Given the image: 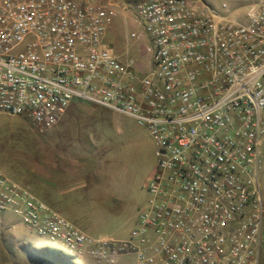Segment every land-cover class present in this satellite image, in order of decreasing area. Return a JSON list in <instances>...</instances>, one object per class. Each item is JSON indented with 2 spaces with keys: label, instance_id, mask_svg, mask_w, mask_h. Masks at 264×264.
Instances as JSON below:
<instances>
[{
  "label": "built area",
  "instance_id": "built-area-1",
  "mask_svg": "<svg viewBox=\"0 0 264 264\" xmlns=\"http://www.w3.org/2000/svg\"><path fill=\"white\" fill-rule=\"evenodd\" d=\"M112 3L0 0V112L43 130L75 99L150 133L156 166L126 239L92 238L0 172L5 214L70 256L113 264H259L264 208V0L243 20L204 0H144L124 55L104 42ZM148 40L137 71L129 43Z\"/></svg>",
  "mask_w": 264,
  "mask_h": 264
},
{
  "label": "rangeland",
  "instance_id": "rangeland-1",
  "mask_svg": "<svg viewBox=\"0 0 264 264\" xmlns=\"http://www.w3.org/2000/svg\"><path fill=\"white\" fill-rule=\"evenodd\" d=\"M97 1L116 3L109 8L111 24L104 42L113 54L124 55L127 34L143 33L134 8L144 0ZM204 1L218 11L225 4L227 17L243 20L244 9L254 0ZM148 48L145 37L129 43L130 55L137 59V71L141 73L149 68ZM261 115L264 117V109ZM94 117L96 123L89 125L88 131L100 144V149L95 155L90 152L85 155L83 173L88 185L93 184L100 197L93 203L89 199L81 202L74 215L79 222L72 223L92 238L122 240L128 237L147 201L145 184L156 166L154 141L145 127L128 116L96 109ZM48 130H41L24 118L0 112V172L44 203ZM261 153L259 182L264 206V138ZM79 193L85 194L86 190L70 191L66 199L74 201ZM4 218L5 223L0 225V264H39L42 261L64 264V257L70 258L72 264H97L88 257L70 256L63 244L38 237L27 230L21 236L19 224L17 229H10V224L19 223L18 218L6 214ZM42 248H49L61 256L45 257L39 252ZM113 264H136L135 256L121 255ZM259 264H264L261 246Z\"/></svg>",
  "mask_w": 264,
  "mask_h": 264
},
{
  "label": "crops",
  "instance_id": "crops-1",
  "mask_svg": "<svg viewBox=\"0 0 264 264\" xmlns=\"http://www.w3.org/2000/svg\"><path fill=\"white\" fill-rule=\"evenodd\" d=\"M96 109L108 110L75 99L71 102L60 120L49 128L47 166L44 172L46 178L45 203L36 197L52 211L68 221L71 220L69 222L76 224L79 222V219L74 217L77 212V206L84 200L89 199L93 203L100 197L96 193L95 186L93 184L92 186L88 185L83 173L85 155L88 152L95 155L100 149V144L88 131V126L96 123V118L94 117ZM154 170L155 167L152 173ZM80 190H86V193H79L74 201L66 199V195L70 191L80 192ZM17 227V225L10 224V229H17ZM18 230L21 235L26 229L20 226ZM25 241L30 243L28 240ZM260 246L264 249V216Z\"/></svg>",
  "mask_w": 264,
  "mask_h": 264
},
{
  "label": "trees",
  "instance_id": "trees-1",
  "mask_svg": "<svg viewBox=\"0 0 264 264\" xmlns=\"http://www.w3.org/2000/svg\"><path fill=\"white\" fill-rule=\"evenodd\" d=\"M39 252H42L45 255V257H50V256H54V255L55 256H61L59 253H57V252H55L49 248H42ZM64 259L66 261L64 264H72V262L70 261V258L64 257ZM42 262H44V261H42Z\"/></svg>",
  "mask_w": 264,
  "mask_h": 264
},
{
  "label": "water",
  "instance_id": "water-1",
  "mask_svg": "<svg viewBox=\"0 0 264 264\" xmlns=\"http://www.w3.org/2000/svg\"><path fill=\"white\" fill-rule=\"evenodd\" d=\"M39 264H51V263H47V262H41V263H39Z\"/></svg>",
  "mask_w": 264,
  "mask_h": 264
}]
</instances>
